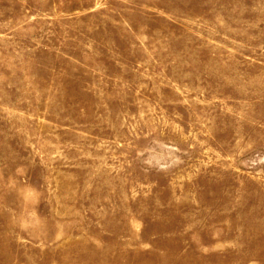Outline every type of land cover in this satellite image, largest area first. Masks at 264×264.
I'll return each mask as SVG.
<instances>
[{
	"label": "rangeland",
	"instance_id": "rangeland-1",
	"mask_svg": "<svg viewBox=\"0 0 264 264\" xmlns=\"http://www.w3.org/2000/svg\"><path fill=\"white\" fill-rule=\"evenodd\" d=\"M0 264H264V0H0Z\"/></svg>",
	"mask_w": 264,
	"mask_h": 264
}]
</instances>
